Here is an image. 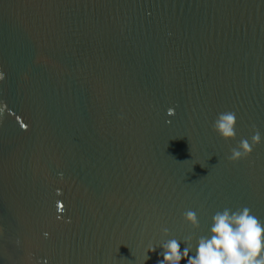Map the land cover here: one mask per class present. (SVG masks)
<instances>
[{
    "label": "water",
    "instance_id": "water-1",
    "mask_svg": "<svg viewBox=\"0 0 264 264\" xmlns=\"http://www.w3.org/2000/svg\"><path fill=\"white\" fill-rule=\"evenodd\" d=\"M0 73V264H158L216 211L264 223V143L228 159L264 134V0H0Z\"/></svg>",
    "mask_w": 264,
    "mask_h": 264
},
{
    "label": "clouds",
    "instance_id": "clouds-1",
    "mask_svg": "<svg viewBox=\"0 0 264 264\" xmlns=\"http://www.w3.org/2000/svg\"><path fill=\"white\" fill-rule=\"evenodd\" d=\"M0 79H3V73H0ZM174 111V108H169V115ZM237 127L238 118L233 111L219 113L212 124L213 131L225 141L236 140ZM262 143L264 134L258 127L253 126L250 139L239 140L237 146L231 149L228 159L233 162L246 159ZM60 175L63 178V173ZM183 218L193 228H199V220L194 211H185ZM211 219L209 235L199 237L194 251L184 241L174 238L165 239L158 246L149 247L148 251L154 252L156 247L163 249L160 253L162 259L158 264H264V223L252 215L250 209L245 207L233 211L224 208L216 211ZM162 234L169 237L170 230L164 227ZM43 235L47 238L49 233L45 232ZM15 244L19 248L22 241L17 238Z\"/></svg>",
    "mask_w": 264,
    "mask_h": 264
},
{
    "label": "snow or ice",
    "instance_id": "snow-or-ice-1",
    "mask_svg": "<svg viewBox=\"0 0 264 264\" xmlns=\"http://www.w3.org/2000/svg\"><path fill=\"white\" fill-rule=\"evenodd\" d=\"M60 207H63V205H60Z\"/></svg>",
    "mask_w": 264,
    "mask_h": 264
}]
</instances>
